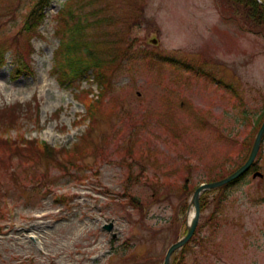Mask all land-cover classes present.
Returning a JSON list of instances; mask_svg holds the SVG:
<instances>
[{
  "label": "rangeland",
  "instance_id": "obj_1",
  "mask_svg": "<svg viewBox=\"0 0 264 264\" xmlns=\"http://www.w3.org/2000/svg\"><path fill=\"white\" fill-rule=\"evenodd\" d=\"M35 1L0 0L10 49L0 68V264H163L187 232L196 187L250 153L264 120V26L249 30L223 0H86L107 7L120 36L106 87L90 75L77 97L52 70L57 13L73 0H48L26 65L14 61ZM257 163L264 173V142ZM227 193L220 210L217 190L201 195L185 261L178 252L172 264H264V177L251 171Z\"/></svg>",
  "mask_w": 264,
  "mask_h": 264
},
{
  "label": "trees",
  "instance_id": "obj_2",
  "mask_svg": "<svg viewBox=\"0 0 264 264\" xmlns=\"http://www.w3.org/2000/svg\"><path fill=\"white\" fill-rule=\"evenodd\" d=\"M73 1L68 5L64 4L62 9L57 13L58 27L56 33L59 36V46L54 53V65L52 70L61 86L76 87L78 89L76 96L80 97L83 93L80 84L90 75L93 76V80H95V83H97L99 87L101 86V88H104L108 84V80H106L107 71L110 64L115 63L117 59V48L115 47V42H113L111 38H118L117 41H119L120 33L117 29H112L110 27L112 24L114 26V20L108 14L105 5L100 4L91 9L87 5L89 3H86V0ZM222 3L224 7L232 12V15L239 16L246 27H249V30L255 31L257 34L261 32L258 28L264 26V0H223ZM47 4H49L48 0H36L25 20L23 30L29 33L27 35V45L23 51L16 54L13 53L14 61L22 62L17 63L19 67L21 65H26L23 64V59L25 56L32 54L29 41L32 40L33 36L30 35V32L38 30L41 23L45 20ZM79 4L81 7H77ZM9 51L10 49L6 47L4 43L0 42V66L4 64V59ZM113 58H115V60H113ZM163 58L168 62L175 60L170 56H164ZM185 60L186 59H184V61L180 60V62L187 70L193 71L197 75L205 73L201 65L199 67L197 64H194L193 61ZM87 105L89 107L87 106L86 111L88 117L91 118L92 110L90 102L87 103ZM18 107L19 105L10 106L8 109L2 111V115L7 116L10 114L11 116L14 112H17ZM47 146L46 144V147ZM49 150L53 152V149L49 148L47 151L48 153H50ZM241 157H243V155ZM242 164V162L234 163V165H238V167ZM254 169H260L257 162L254 164ZM232 172H223L217 175V177L210 179L209 182L222 179ZM243 179L242 177V179L240 178L215 189L219 192V199L217 202L219 210L228 202L227 189L236 185ZM183 190L189 191V183L184 182ZM130 200L132 203L136 201L138 206L143 204L142 199L134 195L133 197L130 196ZM188 246L189 243L178 251L182 253L183 261H185L184 250Z\"/></svg>",
  "mask_w": 264,
  "mask_h": 264
},
{
  "label": "water",
  "instance_id": "obj_3",
  "mask_svg": "<svg viewBox=\"0 0 264 264\" xmlns=\"http://www.w3.org/2000/svg\"><path fill=\"white\" fill-rule=\"evenodd\" d=\"M154 42H156L154 40ZM264 139V121L257 133V136L255 138L254 144L252 146L251 152L245 161L243 165H241L238 169H236L233 173H231L229 176L213 181V182H207V183H202L194 192L192 202L195 207V212L191 218V221L188 226V231L185 236L174 242L167 250V253L165 255L164 263L163 264H171L172 256L173 254L181 249L183 246H185L190 239L193 237V235L196 232V229L199 224L200 216H201V203H200V196L204 191L210 190V189H215L222 187L226 184H229L233 181H236L237 179L243 177L244 175L247 174V172L251 169L253 166L256 157L260 151L261 145L263 143ZM253 176L256 177H263L264 174L260 171L254 172ZM108 230H111L113 228L112 224H109L106 226Z\"/></svg>",
  "mask_w": 264,
  "mask_h": 264
},
{
  "label": "bare ground",
  "instance_id": "obj_4",
  "mask_svg": "<svg viewBox=\"0 0 264 264\" xmlns=\"http://www.w3.org/2000/svg\"><path fill=\"white\" fill-rule=\"evenodd\" d=\"M193 215V214H192ZM46 216L47 215H45V214H35L34 215V217H36V223L37 224H39V225H41V224H44L45 225V218H46ZM44 225H42V226H44ZM34 238H36V236L35 235H32ZM40 237V236H39ZM15 239H17V238H15ZM18 239H20V238H18Z\"/></svg>",
  "mask_w": 264,
  "mask_h": 264
}]
</instances>
